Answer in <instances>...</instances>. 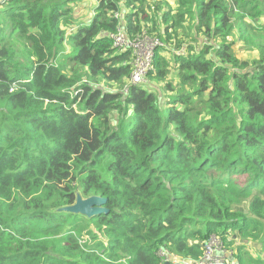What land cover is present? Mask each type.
Wrapping results in <instances>:
<instances>
[{"label":"trees","instance_id":"obj_1","mask_svg":"<svg viewBox=\"0 0 264 264\" xmlns=\"http://www.w3.org/2000/svg\"><path fill=\"white\" fill-rule=\"evenodd\" d=\"M174 1L0 0V264H264V0ZM120 28L167 44L143 85Z\"/></svg>","mask_w":264,"mask_h":264},{"label":"built area","instance_id":"obj_2","mask_svg":"<svg viewBox=\"0 0 264 264\" xmlns=\"http://www.w3.org/2000/svg\"><path fill=\"white\" fill-rule=\"evenodd\" d=\"M116 17H120L116 14ZM114 46L120 50L132 51V72L130 84L133 86L143 85L146 82L147 75L154 69V60L157 50L160 47H165L167 44L159 39H152L146 33L139 35L136 38L128 37L121 28L112 35ZM162 258V264L178 263L179 261L170 258L166 252L159 253ZM183 264H228L226 251L222 241L217 236H212L204 245L203 256L197 261L183 260Z\"/></svg>","mask_w":264,"mask_h":264},{"label":"rangeland","instance_id":"obj_3","mask_svg":"<svg viewBox=\"0 0 264 264\" xmlns=\"http://www.w3.org/2000/svg\"><path fill=\"white\" fill-rule=\"evenodd\" d=\"M170 3L172 5V8L176 9L175 1L170 0ZM80 5L84 7V9L81 11V13L85 12L86 14L90 15L91 13L93 14V11L95 10L94 7H96V5H98V0H82ZM93 16H94V14H93ZM87 19L88 18H86V20ZM255 35H259V33H254V36L251 37V38H254L255 40H250V42H246L244 39L242 40V38L240 37V34L238 32H235L234 36L232 37V41L234 42L233 50H234L235 55L239 59H241L243 61H248V62H252L254 60L259 59L260 54H259V50H258L257 46L261 42H263V40L260 36H255ZM19 45L20 44H18L17 46H19ZM67 49H68V52H70L69 46L67 47ZM68 67L70 70L72 68V64L68 65ZM154 87L159 90L161 88V85L155 84ZM101 88L109 89V86L106 84H101ZM112 90L116 91L117 89L112 88ZM158 93H161V91H159ZM256 247L258 249L257 244H256ZM246 253H248V254L252 253L253 254V251L250 252V248L248 247V249H246ZM245 262H246L245 264H253L251 261V258H249V257L245 258Z\"/></svg>","mask_w":264,"mask_h":264},{"label":"water","instance_id":"obj_4","mask_svg":"<svg viewBox=\"0 0 264 264\" xmlns=\"http://www.w3.org/2000/svg\"><path fill=\"white\" fill-rule=\"evenodd\" d=\"M106 202V200L99 197L83 199L80 195H78L76 204L62 209V211L72 214H80L87 218H93L99 214L108 213V210L104 208Z\"/></svg>","mask_w":264,"mask_h":264},{"label":"crops","instance_id":"obj_5","mask_svg":"<svg viewBox=\"0 0 264 264\" xmlns=\"http://www.w3.org/2000/svg\"><path fill=\"white\" fill-rule=\"evenodd\" d=\"M261 244H259L258 245V249H257V247L254 245V246H252L253 247V250H257V252H258V254H255V253H250V255L252 256V257H254L255 259H261V260H263L264 261V248L262 247L261 249H259V246H260ZM248 251V250H247ZM250 252H252V249H250ZM249 257V256H248ZM232 263L233 262H235L233 259H232V261H231Z\"/></svg>","mask_w":264,"mask_h":264}]
</instances>
